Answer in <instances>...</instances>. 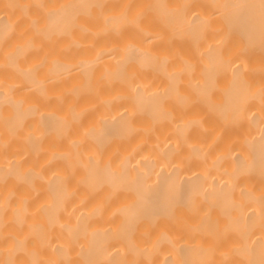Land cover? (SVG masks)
I'll list each match as a JSON object with an SVG mask.
<instances>
[{"label": "bare ground", "instance_id": "6f19581e", "mask_svg": "<svg viewBox=\"0 0 264 264\" xmlns=\"http://www.w3.org/2000/svg\"><path fill=\"white\" fill-rule=\"evenodd\" d=\"M0 264H264V0H0Z\"/></svg>", "mask_w": 264, "mask_h": 264}]
</instances>
